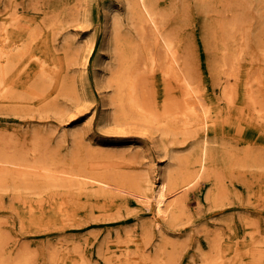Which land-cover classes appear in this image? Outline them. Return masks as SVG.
Segmentation results:
<instances>
[{"label":"rangeland","instance_id":"rangeland-1","mask_svg":"<svg viewBox=\"0 0 264 264\" xmlns=\"http://www.w3.org/2000/svg\"><path fill=\"white\" fill-rule=\"evenodd\" d=\"M246 1L244 6L255 16L252 26L256 30L251 33L264 31V0ZM122 2L0 0V18L17 35L16 42L30 47L13 69L14 99L0 101V137L10 136L18 143L27 141L29 146L30 142L36 144L35 152L41 151L42 156L46 154L58 164L81 168L82 172L91 162L99 163L85 172L103 175L126 189L100 191L59 183L0 184V250L4 258H10L5 264H16L25 251V264H107L104 258L108 254L113 258L111 264H125L136 255L135 264H146L138 255L140 249L162 261L160 264H201V254L209 251V240L214 237L220 243L215 259L219 264H264V130L256 120L257 109L250 106L242 112L231 109L226 122L220 119L229 115L228 109L219 85L210 76L208 62L214 54L209 59L201 33L202 21L215 12L212 0L160 3L183 39L192 37L204 96L213 111L221 109L217 124L212 123L208 130L211 147L219 155L211 162L215 174L186 193L184 209L162 234L152 227L147 228V240L143 236L152 211L133 193L149 191L159 168H167V153H189L192 139L180 132L163 133L128 120L116 121L112 118L113 104L98 93L94 63L101 52H111L101 51L104 10L110 4L122 7ZM12 11L21 20L17 26L10 23L14 21ZM90 42L94 50L85 63ZM40 61L50 76L40 77ZM222 76L220 81H225ZM230 79L234 80L232 76ZM155 84L160 99L163 94L158 82ZM106 90L111 95V87ZM243 101L238 95L234 105L240 106ZM106 117L111 123L103 127ZM89 147L119 153L120 158L89 155ZM131 233L134 240L126 238L121 247L116 245L118 239L126 241ZM127 251L130 255L125 256ZM117 254H121V260L114 258ZM215 260L210 264H217Z\"/></svg>","mask_w":264,"mask_h":264},{"label":"bare ground","instance_id":"bare-ground-1","mask_svg":"<svg viewBox=\"0 0 264 264\" xmlns=\"http://www.w3.org/2000/svg\"><path fill=\"white\" fill-rule=\"evenodd\" d=\"M212 2L215 12L211 17L208 15L207 20L202 21L201 33L204 46L210 53L209 59L211 54H214L212 60L208 62V68L212 81L219 85L221 99L226 103L227 114H229L226 118L223 116L220 118L221 109L217 108L218 110L213 111L204 96V84L199 71L197 54L192 48V37H189L188 41L183 39L179 28L169 20L164 8L161 7L160 0H123L122 7L110 4L104 10L101 51L110 50L111 52L107 55L100 53L97 62L94 63L93 74L95 86L101 98L103 100L108 98L113 104L115 116L112 118H117L116 121L128 120L144 127H152L163 133L180 132L192 139L188 148L189 153L178 155L167 153L170 159L167 168H159L158 175L155 174L157 179H152L149 184V191L139 189L133 193L139 202H143L146 208L152 211L151 218L148 220L149 227H144L143 236L146 240L148 229L153 227L157 233L162 234L166 225L173 224L184 209L186 193L202 179L215 174L212 161L218 153L211 147L212 139L208 137V130L212 123L218 122L219 118L223 121L227 120L231 116V109L242 112L245 106H250L253 110L257 109L256 120H259L264 130V90L262 88L264 31L251 33L256 30V26H252L255 16L244 6L248 3L246 0H212ZM260 8L263 12L262 7ZM11 15L14 20L10 21L12 25L17 26L21 23L16 12L12 11ZM126 23L129 24L127 27L124 26ZM123 26L125 29H122ZM12 32L6 21L0 18L1 102L14 99L13 69L30 48L16 42L18 37ZM93 50L94 43L90 42L85 63ZM111 58H113L112 61H110ZM242 61L247 63L243 64ZM42 63L40 61L39 74L40 77L45 78L50 74L42 68ZM220 75H223L225 81H220ZM231 76L234 79L232 81ZM155 82H158L163 94L160 99L155 94L154 87L157 84ZM108 86L111 87V95L107 94ZM238 95L244 98L240 106L234 105ZM110 121L109 117L103 119V127L110 125ZM77 134L76 136H79V133ZM9 138L0 137V184L59 183L68 187L71 185H76L78 188L96 187L100 191L113 189L126 191L117 183L104 178L103 175L97 176L85 172V169L95 167L99 163L91 162L82 172L81 168L58 164L59 161L47 159L46 154L42 156L44 154L41 151L35 152L38 148L36 144L30 142L29 146L27 141L21 140L22 143H18L14 138L12 140ZM88 151L89 155L98 154L102 158H120L119 153L105 149L89 147ZM246 155L248 154L245 153ZM105 161L108 162V160ZM67 218L71 219V217ZM126 238L134 240L132 233L126 235L125 240ZM123 242L127 240L118 239L116 245L121 247ZM1 250L0 264H5L10 258L9 255L8 258H4ZM208 250L201 254V264H210L219 257L218 239L214 237L209 240ZM4 252L8 253L6 250ZM25 253L19 259L17 258L16 264H25ZM99 253L104 254V252ZM129 253L127 251L124 255L127 256ZM138 255L140 259L145 260L146 264H154L157 261L143 249H140ZM105 257L106 263L111 264L113 258L109 254ZM119 257L121 254H117L114 258ZM136 258H138L137 255L132 261L126 259L125 264H135ZM160 263L162 261L158 260L157 264ZM216 263L219 264L218 260Z\"/></svg>","mask_w":264,"mask_h":264}]
</instances>
